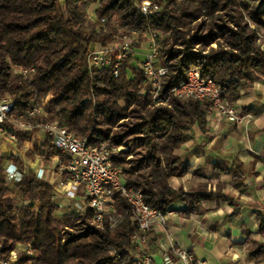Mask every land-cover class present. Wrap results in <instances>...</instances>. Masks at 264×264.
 I'll return each instance as SVG.
<instances>
[{"label": "trees", "instance_id": "16d2710c", "mask_svg": "<svg viewBox=\"0 0 264 264\" xmlns=\"http://www.w3.org/2000/svg\"><path fill=\"white\" fill-rule=\"evenodd\" d=\"M145 0H0V96L14 100L7 120L0 124L15 132L19 150L39 131L16 130L20 121L57 122L90 147L105 143L124 146L112 158L122 180L143 194L150 206L168 211L177 202L185 216L194 213L212 192L207 183L185 190L170 179L186 175L191 167L178 150L198 127L208 131L211 103L183 99L173 93L161 104L152 101L147 78L136 58L90 71L87 58L96 44L112 45L119 37L157 32V64L167 67L160 96L186 80L192 67L215 80L228 105L240 91L264 81V50L258 43L264 31V0H154L158 10L141 12ZM93 6V16L89 7ZM136 61V64H135ZM33 69V70H31ZM22 70H28L23 73ZM47 104L43 106V102ZM37 106L42 113L29 116ZM3 137H0L2 140ZM42 154L47 165L61 155L46 135L24 150L33 160ZM62 159H66L61 155ZM24 167L19 155H0V251L5 257L18 245H30L33 264H131L138 253L133 239L141 235L132 220L127 199L113 194L116 224L94 220L88 207L59 213L54 185L32 171L19 181L5 180V165ZM214 169L243 183L241 163L213 161ZM61 179L67 181V175ZM215 199L223 197L218 190ZM259 234L264 237V213L256 212ZM249 259L264 262V243L248 240Z\"/></svg>", "mask_w": 264, "mask_h": 264}, {"label": "crops", "instance_id": "0c3cea01", "mask_svg": "<svg viewBox=\"0 0 264 264\" xmlns=\"http://www.w3.org/2000/svg\"><path fill=\"white\" fill-rule=\"evenodd\" d=\"M234 105L244 117L240 123L220 121L214 111H208V131L203 133L195 127L178 150L191 169L184 176L172 177L171 185L190 190L207 183L212 194L196 212L187 216L181 210L186 204L177 202L166 226L156 227L144 236V247L139 251L151 252L157 264H162L166 255L174 257V245L192 251L196 264H264L250 260L247 250L250 238L264 243L256 221V212L264 213V81L258 79L254 86L241 91ZM45 139L46 134L38 131L31 141L22 145L32 148L34 142L44 143ZM0 141L1 147L7 146ZM6 143L10 146L8 152L19 155L27 171L44 167V180L54 185V199L59 207L69 201L79 206L84 204L81 192L76 201L58 192L61 175L55 157L50 165L43 164L38 153L36 161H29L24 150H19L13 142ZM220 160L228 161L229 165L233 161L241 163L245 172L241 185H235L230 174L217 173L212 162ZM218 190L223 197L215 199Z\"/></svg>", "mask_w": 264, "mask_h": 264}, {"label": "built area", "instance_id": "2783aa9c", "mask_svg": "<svg viewBox=\"0 0 264 264\" xmlns=\"http://www.w3.org/2000/svg\"><path fill=\"white\" fill-rule=\"evenodd\" d=\"M141 12L150 15L158 10V6L150 1H143L139 4ZM157 33H150L147 39L146 51L139 62V66L144 72L150 92L154 100L159 101L161 82L167 72V67L158 65L159 47L157 43ZM133 43L130 39L124 38L121 42L104 46L94 45L89 51L87 63L90 71L102 70L114 63V74L117 75L122 61L133 55ZM33 70V69H31ZM27 73L28 70H22ZM173 93L183 99L196 98L206 100L211 103V107L220 119L230 123H240L244 117L241 116L239 108L228 105L223 97V90L220 84L210 77H204L200 71L192 67L186 80L174 86L170 94ZM169 93L164 99L169 98ZM47 101L43 102V106ZM14 108V100L0 96V124H3ZM43 107H34L29 116L42 113ZM33 128L45 133L52 139L53 145L59 150L61 155H56V167L60 175L66 174L67 181L59 180L58 192L67 198L76 201L78 193H82L83 207L92 210L94 220L102 224L108 220L111 225L116 224L115 202L113 194L120 192L129 202L132 210V220L139 227L141 235L133 239L135 247H144V236L156 227H165L168 222V215L173 213V209L168 211L158 210L145 202L141 192L132 187H127L122 180V171L113 166L112 158L116 153L105 143L98 147H90L86 139H80L64 126L57 122H41L35 120L33 123L20 121L16 125V130L27 131ZM0 137L3 141L17 142L15 132H7L0 126ZM39 158H43L39 154ZM25 167H20L14 162H7L5 165V180L7 182L19 181L22 174L26 172ZM38 178L44 179L45 169L43 166L37 167L35 172ZM81 206V208H82ZM171 241L173 238L170 237ZM174 257L166 255L162 264H196L195 255L192 251L182 247L173 246ZM32 257L33 252L30 245H18L5 257L0 251V264H33V260L22 263V256ZM131 264H157L153 254L148 250H142L134 257Z\"/></svg>", "mask_w": 264, "mask_h": 264}, {"label": "rangeland", "instance_id": "374dc122", "mask_svg": "<svg viewBox=\"0 0 264 264\" xmlns=\"http://www.w3.org/2000/svg\"><path fill=\"white\" fill-rule=\"evenodd\" d=\"M145 1H150L152 4H154V0H145ZM93 9H94V7L93 6H91V7H89V14L91 15V16H93ZM150 33H157V32H150ZM150 33H148L147 35H145L144 36V39L140 42V44H138V45H136L134 42H135V39H136V37L134 36V37H128V36H122V37H119L113 44H115V43H118V42H121L122 41V39H124V38H128V39H130L131 41H132V43H133V57H135L136 58V61L138 62L137 64H139V62H140V60H141V58L143 57V53L146 51V44H147V39H148V36H149V34ZM158 34V33H157ZM258 43H261V45H262V48L264 47V31H261L260 32V34H259V39H258ZM263 50H264V48H263ZM136 61H135V64H136ZM255 84V83H254ZM254 84H253V86H254ZM250 88V87H249ZM244 89H246V88H244ZM244 89H242L241 91H243ZM241 91H240V95H241ZM150 94H151V98H152V101H154L155 103H157V104H161V103H164V102H166L169 98H170V96H171V94L169 93V98L168 99H164L163 97H166V95H164L163 97H161L160 96V98L161 99H159V101H157V100H154V97H153V95H152V93L150 92ZM160 94V93H159ZM224 97V96H223ZM226 102V101H225ZM232 106H235V105H232ZM236 107V106H235ZM214 111V113H215V115H216V117L221 121L222 119H220L219 118V116L217 115V113L215 112V110H213L212 109V107H211V109H210V111ZM241 114V116H243L242 115V112L240 113ZM1 142V141H0ZM2 142L3 143H5L7 146H4V147H1V145H2V143H0V155H7L9 152H8V148L10 147V146H8V143H6V142H8V141H6V140H2ZM10 143V142H9ZM23 149L25 150L26 149V147L25 146H23ZM120 149H126L124 146H120L119 148H117V149H112L115 153H116V155L118 154V151L120 150ZM39 156V155H38ZM39 158V157H38ZM36 159V158H35ZM35 159H33V160H31V159H29L28 158V160L29 161H36ZM39 159H41L42 160V158H39ZM47 165H50V163H48ZM53 170L55 169L54 167L52 168ZM119 169H121V168H119ZM121 171L123 172V170L121 169ZM82 208H83V206H82ZM68 209H81V206H79L78 205V203H76V202H65V203H63L61 206H60V211H59V213L61 214V213H63L64 211H66V210H68ZM136 249H137V251H138V253L137 254H135L133 257H135V256H137L138 254H139V250H140V248L139 247H135Z\"/></svg>", "mask_w": 264, "mask_h": 264}]
</instances>
